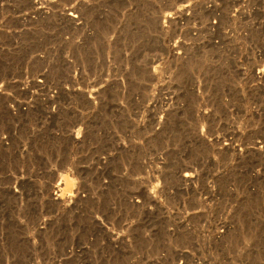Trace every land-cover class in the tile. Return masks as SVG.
Wrapping results in <instances>:
<instances>
[{"label":"rangeland","instance_id":"rangeland-1","mask_svg":"<svg viewBox=\"0 0 264 264\" xmlns=\"http://www.w3.org/2000/svg\"><path fill=\"white\" fill-rule=\"evenodd\" d=\"M0 264H264V0H0Z\"/></svg>","mask_w":264,"mask_h":264},{"label":"bare ground","instance_id":"bare-ground-1","mask_svg":"<svg viewBox=\"0 0 264 264\" xmlns=\"http://www.w3.org/2000/svg\"><path fill=\"white\" fill-rule=\"evenodd\" d=\"M32 1V0H31ZM33 4V3H32ZM34 6V5H33ZM71 14V13H70ZM70 17H74V15H70ZM69 17V18H70ZM71 20V19H70ZM251 27V26H250ZM228 145V144H227ZM186 169V168H185ZM183 170V169H182ZM190 172V171H189ZM181 173H183L182 171H181ZM181 173L179 174L180 176H181ZM183 178H184V181H190V179L192 180V175L191 174H188V173H186V174H184L183 176H182ZM181 177V178H182ZM180 178V179H181ZM194 178V177H193ZM195 179V178H194ZM193 181V180H192ZM191 182V181H190ZM56 186V185H55ZM49 190V189H48ZM55 193V192H54ZM51 197H52V195H50ZM49 197V196H48ZM53 198H55V197H53ZM57 198V197H56ZM59 200V199H58ZM49 201H51V200H49ZM54 202V201H53ZM218 236V235H217ZM213 248H215V247H213ZM250 250H252V249H250Z\"/></svg>","mask_w":264,"mask_h":264}]
</instances>
